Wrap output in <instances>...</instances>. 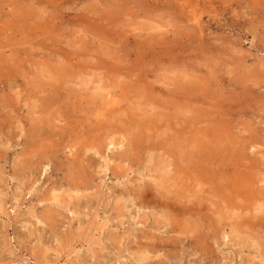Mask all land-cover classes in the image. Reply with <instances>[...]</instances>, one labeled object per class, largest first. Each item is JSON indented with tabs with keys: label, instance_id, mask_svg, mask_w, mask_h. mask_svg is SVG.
Segmentation results:
<instances>
[{
	"label": "rangeland",
	"instance_id": "374dc122",
	"mask_svg": "<svg viewBox=\"0 0 264 264\" xmlns=\"http://www.w3.org/2000/svg\"><path fill=\"white\" fill-rule=\"evenodd\" d=\"M0 264H264V0H0Z\"/></svg>",
	"mask_w": 264,
	"mask_h": 264
},
{
	"label": "bare ground",
	"instance_id": "6f19581e",
	"mask_svg": "<svg viewBox=\"0 0 264 264\" xmlns=\"http://www.w3.org/2000/svg\"><path fill=\"white\" fill-rule=\"evenodd\" d=\"M177 175V174H176ZM188 191V190H187ZM187 207V206H186ZM176 211V210H175ZM187 212V211H186ZM181 216V215H180Z\"/></svg>",
	"mask_w": 264,
	"mask_h": 264
}]
</instances>
